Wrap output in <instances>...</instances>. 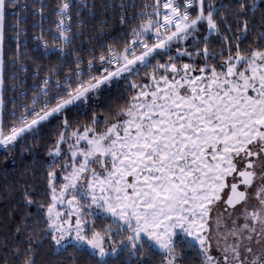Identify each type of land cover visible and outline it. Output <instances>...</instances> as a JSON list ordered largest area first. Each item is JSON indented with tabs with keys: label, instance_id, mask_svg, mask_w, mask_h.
I'll return each mask as SVG.
<instances>
[{
	"label": "snow or ice",
	"instance_id": "snow-or-ice-1",
	"mask_svg": "<svg viewBox=\"0 0 264 264\" xmlns=\"http://www.w3.org/2000/svg\"><path fill=\"white\" fill-rule=\"evenodd\" d=\"M0 150V264H264V0H0Z\"/></svg>",
	"mask_w": 264,
	"mask_h": 264
},
{
	"label": "trees",
	"instance_id": "trees-1",
	"mask_svg": "<svg viewBox=\"0 0 264 264\" xmlns=\"http://www.w3.org/2000/svg\"><path fill=\"white\" fill-rule=\"evenodd\" d=\"M11 23L12 21L10 19L9 24ZM9 35H11L10 32ZM31 162L32 158L30 156L22 159L18 155L15 160H4L3 156L0 155V193H3L6 184L11 185L15 181L20 180L25 169L31 164ZM15 199H19V197H10L7 201L0 198V217H7L8 211L14 206ZM190 258L194 260V254H191Z\"/></svg>",
	"mask_w": 264,
	"mask_h": 264
},
{
	"label": "built area",
	"instance_id": "built-area-1",
	"mask_svg": "<svg viewBox=\"0 0 264 264\" xmlns=\"http://www.w3.org/2000/svg\"><path fill=\"white\" fill-rule=\"evenodd\" d=\"M96 5H97V9H99L101 7L102 4L109 2V0H95ZM29 23H31V21H29Z\"/></svg>",
	"mask_w": 264,
	"mask_h": 264
}]
</instances>
